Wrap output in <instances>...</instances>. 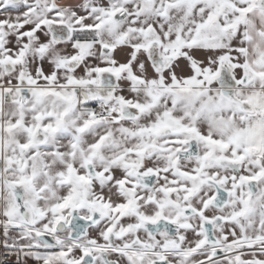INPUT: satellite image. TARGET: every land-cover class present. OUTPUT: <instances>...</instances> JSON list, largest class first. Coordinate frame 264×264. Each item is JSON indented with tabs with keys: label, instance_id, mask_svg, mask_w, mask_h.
I'll return each instance as SVG.
<instances>
[{
	"label": "snow or ice",
	"instance_id": "6c2138e0",
	"mask_svg": "<svg viewBox=\"0 0 264 264\" xmlns=\"http://www.w3.org/2000/svg\"><path fill=\"white\" fill-rule=\"evenodd\" d=\"M0 264H264V0H0Z\"/></svg>",
	"mask_w": 264,
	"mask_h": 264
}]
</instances>
